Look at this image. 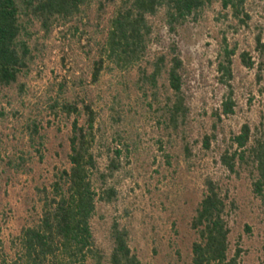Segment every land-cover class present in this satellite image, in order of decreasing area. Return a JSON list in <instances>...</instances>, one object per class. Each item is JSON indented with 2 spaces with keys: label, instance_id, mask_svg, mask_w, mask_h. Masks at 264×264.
<instances>
[{
  "label": "rangeland",
  "instance_id": "obj_1",
  "mask_svg": "<svg viewBox=\"0 0 264 264\" xmlns=\"http://www.w3.org/2000/svg\"><path fill=\"white\" fill-rule=\"evenodd\" d=\"M114 8L109 4L101 12L95 0L86 14L63 22L49 35L37 21L24 23L23 38L32 49V59L17 83L0 90L1 252L8 260L17 258L22 230L41 217L43 190H50L58 170L69 167L71 124L75 119L84 124L85 117L68 118L60 106H54L78 94L99 115L100 168L107 164L108 148L111 155L121 152L122 168L110 182L118 190L117 200L99 204L92 221L101 248L109 251L108 230L117 220L129 229L131 248L141 264H190L191 245L197 237L191 221L205 181L213 179L224 190L228 188L229 201L236 204L228 221L231 248L242 249L240 264H264V207L254 191L252 175L247 170L230 174L220 163L221 153L244 124L251 127L253 136L260 134L264 60L258 79L257 64L246 68L240 53L248 51L258 61L255 38L262 34L264 42V0H246L247 26L223 16L226 11L216 3L197 22L190 20L178 30L191 108L186 131L190 156L180 135L162 124L159 106L165 102L164 88L155 101L135 86L136 69L121 71L109 64L99 81H93L94 60ZM154 23L168 39L162 17ZM225 36L231 47L237 46L232 81L235 113L228 117L221 114L228 92L217 71ZM215 112L221 114V121ZM214 132L217 139L205 149L204 135Z\"/></svg>",
  "mask_w": 264,
  "mask_h": 264
},
{
  "label": "trees",
  "instance_id": "obj_2",
  "mask_svg": "<svg viewBox=\"0 0 264 264\" xmlns=\"http://www.w3.org/2000/svg\"><path fill=\"white\" fill-rule=\"evenodd\" d=\"M95 0H0V90L18 82L28 69L32 49L23 38L27 21H37L45 34L72 18L86 14V8ZM99 11L109 4L114 11L104 42L94 60L93 81L98 82L106 66L113 65L121 71L137 70L135 86L159 101L161 89L166 91L165 102L159 106L164 128L180 135L187 156L192 154L187 129L191 108L186 92L187 68L182 59L178 39L179 28L190 20L197 22L206 8L219 3L225 17H231L240 26L250 19L246 0H97ZM162 17L169 33L164 39L154 19ZM157 45V49L153 46ZM258 61L248 51L240 53L241 63L249 69L258 68L257 78L264 60L262 34L255 38ZM237 46L231 47L223 38L217 71L219 81L228 94L222 102L221 114L235 113L233 99L234 56ZM60 106L68 118L83 115L84 124L75 119L68 137L69 167L53 175L50 190H43L42 214L37 224L24 228L19 238L20 253L15 260L3 255L0 241V264H141L131 248L129 229L113 220L108 230L110 249L101 248L94 235L92 221L99 204H112L118 190L110 182L122 168L120 151L111 155L108 148L107 164L101 169L96 151L99 139L98 113L86 98L76 95L72 101ZM113 111L119 115L118 110ZM221 114L215 112L218 121ZM259 136L244 124L238 135L221 153L220 163L230 173L240 175L247 170L253 179L256 195L264 207V111L261 114ZM213 128L216 130L217 125ZM38 132L37 127L34 128ZM216 133L204 135L203 146L211 148ZM229 190L213 179L205 181V191L195 210L191 229L196 239L191 245L190 264H240L242 249L231 248L232 228L228 221L231 208Z\"/></svg>",
  "mask_w": 264,
  "mask_h": 264
}]
</instances>
